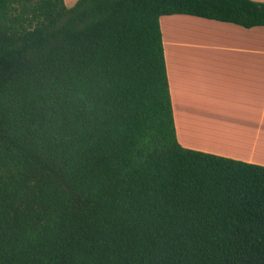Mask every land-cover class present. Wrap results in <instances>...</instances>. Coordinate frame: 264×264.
<instances>
[{
	"label": "trees",
	"instance_id": "obj_1",
	"mask_svg": "<svg viewBox=\"0 0 264 264\" xmlns=\"http://www.w3.org/2000/svg\"><path fill=\"white\" fill-rule=\"evenodd\" d=\"M255 0H0V264H264V165L182 146L160 17Z\"/></svg>",
	"mask_w": 264,
	"mask_h": 264
},
{
	"label": "crops",
	"instance_id": "obj_2",
	"mask_svg": "<svg viewBox=\"0 0 264 264\" xmlns=\"http://www.w3.org/2000/svg\"><path fill=\"white\" fill-rule=\"evenodd\" d=\"M159 22L178 142L264 165V25L187 14Z\"/></svg>",
	"mask_w": 264,
	"mask_h": 264
},
{
	"label": "rangeland",
	"instance_id": "obj_3",
	"mask_svg": "<svg viewBox=\"0 0 264 264\" xmlns=\"http://www.w3.org/2000/svg\"><path fill=\"white\" fill-rule=\"evenodd\" d=\"M68 1H69L70 4H72V2L75 1V0H68ZM70 4H69V5H70Z\"/></svg>",
	"mask_w": 264,
	"mask_h": 264
}]
</instances>
